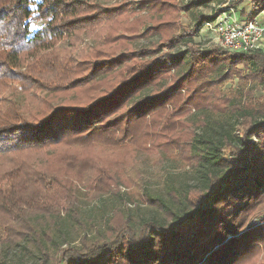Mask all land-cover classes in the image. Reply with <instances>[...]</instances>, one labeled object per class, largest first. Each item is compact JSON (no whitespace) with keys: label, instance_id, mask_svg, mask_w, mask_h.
<instances>
[{"label":"trees","instance_id":"obj_1","mask_svg":"<svg viewBox=\"0 0 264 264\" xmlns=\"http://www.w3.org/2000/svg\"><path fill=\"white\" fill-rule=\"evenodd\" d=\"M136 2L128 13L130 2L117 0H0V264H257L264 256V219L248 227L264 205L262 50L193 41L224 10L197 9L226 0ZM249 3L251 20L264 0ZM83 36L94 45L56 47ZM233 77L237 88L220 91ZM170 160L188 166L191 183L143 190L148 216L121 207L138 201L128 188L142 189L140 167ZM81 195L118 204L98 222Z\"/></svg>","mask_w":264,"mask_h":264},{"label":"rangeland","instance_id":"obj_2","mask_svg":"<svg viewBox=\"0 0 264 264\" xmlns=\"http://www.w3.org/2000/svg\"><path fill=\"white\" fill-rule=\"evenodd\" d=\"M117 1H126L130 2L129 7L127 8L128 13L130 11L138 9L137 7V2L138 0H117ZM186 2L187 0H182ZM235 1V0H234ZM228 0L224 4H218V3H210L206 7H199L197 11L203 13V14H213L215 11L218 9H224L222 12H220L216 17L215 20L212 21L211 24L204 23L202 26L197 31V36L193 37V41L199 45L200 49H208L210 47H218L222 50L223 49L220 44H219V29H220V18L224 17L225 24L227 22H232V21H249L250 20V14H251V5L249 3V0H243L240 4L236 6H232L235 8V10L232 11L227 9L229 6L227 5ZM112 3V2H111ZM110 3V4H111ZM226 7V8H225ZM190 14L189 13H182L180 17L181 24L183 26H187L190 24ZM130 16V14H128ZM257 21H260L264 25V10L257 13L256 16L254 17ZM252 18V19H254ZM132 17H129V20H131ZM251 19V20H252ZM47 19H41L39 21L35 20L32 24V29H37L41 26L46 25ZM224 25V24H223ZM263 45H264V39ZM142 42V41H140ZM71 44L75 45L76 44V50H82L83 48H90L94 45V41L91 38L87 37H82L80 38L76 43H74L73 40L71 39H65L58 43L56 47L60 50H66L71 47ZM264 49V46H263ZM228 51V50H226ZM228 53H231L228 51ZM237 83H238V78L233 77L230 79L228 82H226L222 87H220V91H229L235 90L237 88ZM263 95L262 90L257 88L255 90V97H260ZM193 109H190V113H193ZM188 119V113L185 114L182 117V120ZM117 158H119L117 156ZM116 161V160H115ZM107 164H112V161L106 160ZM128 162L126 165V169H128ZM143 169V173L140 175V182L142 179V189H133L135 185H130L128 189H131L132 191L134 190V197L135 201L138 199L137 202L133 204H129L127 202H124L121 207L127 208L131 207L133 208L134 206H138L139 210L142 214L145 216L149 215L148 210H146L145 205L140 201L141 198V193L143 190H147L152 194L163 192L164 189L167 187V182L173 181L172 184L174 186L178 185L180 182L181 183H191V174H190V169L188 166H185L183 163H181L179 160H170L167 161L166 163L162 164H156L155 166H143L140 167L139 170ZM136 183V181H135ZM119 189H125L122 186L119 187ZM140 190V191H138ZM81 208L82 210L89 214L91 217H96L98 220L100 215L106 216L111 213V210L117 206L118 200L114 199L113 197L107 195L100 197L98 199H91L89 197H85L81 195ZM133 205V206H132ZM264 219V205L256 210L254 214H252L251 218L249 219V224L248 227H256L261 225ZM100 220V219H99ZM98 220V222H99ZM259 233V232H258ZM15 257H17V254ZM14 255H10L14 256ZM26 264L34 263L36 259L34 258H26L25 259ZM257 264H264V256L260 255L256 259Z\"/></svg>","mask_w":264,"mask_h":264},{"label":"built area","instance_id":"obj_3","mask_svg":"<svg viewBox=\"0 0 264 264\" xmlns=\"http://www.w3.org/2000/svg\"><path fill=\"white\" fill-rule=\"evenodd\" d=\"M234 0H228V2ZM227 9L233 11L234 7ZM212 23V22H211ZM211 23H206L211 24ZM219 44L229 52H249L261 49L264 55V25L255 18L249 21H232L225 24L224 17L219 21ZM224 24V25H223Z\"/></svg>","mask_w":264,"mask_h":264}]
</instances>
